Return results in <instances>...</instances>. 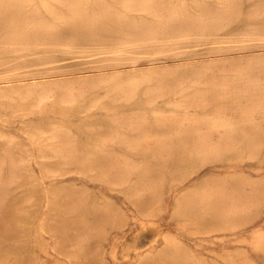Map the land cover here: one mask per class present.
Masks as SVG:
<instances>
[{
    "label": "rangeland",
    "instance_id": "1",
    "mask_svg": "<svg viewBox=\"0 0 264 264\" xmlns=\"http://www.w3.org/2000/svg\"><path fill=\"white\" fill-rule=\"evenodd\" d=\"M11 1L0 0V264H264V60H260L264 58V0H159L161 7L166 3L175 7V14L181 13V17L195 19L208 11L211 15L205 16L227 17L216 35L206 36L193 29L182 35L174 32L160 41L146 39L143 34L155 15L128 11L122 0H86L80 15L90 13L81 19L72 8L56 0H42L43 4L41 0H27L17 6ZM44 3L52 7L47 9ZM37 6L39 13L43 11L41 16ZM57 8L58 12L54 11ZM99 9L112 14L106 11L108 18L94 20L90 14ZM65 12L72 18L65 17ZM24 22L32 25L25 27ZM42 30H52L51 37ZM21 32L27 33V41L21 39L26 36ZM19 39L25 40L23 44ZM38 41L45 43L38 45ZM187 67L196 73L201 71L202 78L210 82L227 79L235 68L260 79L226 93L201 84L204 87L197 90L207 93L201 105H196L201 109L193 110L185 109L179 93H169L148 104L143 90L152 87V80H140L129 106L122 100H110L102 84H96L102 80L117 84L124 79H140L141 74L154 70ZM223 70L227 73L222 74ZM221 94L227 95L222 98ZM66 95H72L69 99L74 103L60 100ZM229 95L234 97L230 99L232 104ZM227 103L229 108L224 107ZM120 114L141 120L140 147L127 149L108 140L117 129L132 134L129 126L122 128V122L116 120ZM188 116L202 120L209 116L203 121L207 124L211 117V123L243 124L247 135L236 133L225 138L214 133L212 144L219 148L218 155L215 151L212 157L208 156L213 152L197 154L192 139L165 137Z\"/></svg>",
    "mask_w": 264,
    "mask_h": 264
},
{
    "label": "bare ground",
    "instance_id": "2",
    "mask_svg": "<svg viewBox=\"0 0 264 264\" xmlns=\"http://www.w3.org/2000/svg\"><path fill=\"white\" fill-rule=\"evenodd\" d=\"M26 1L27 0H18V1H16V0H12L11 2H14L15 3V5H16V3H19L18 5H20V3L22 4V3H25L26 4ZM52 1V0H51ZM56 1H58V3H60V4H63V5H65L66 7L67 6H69L70 8H72L71 9V11L72 10H74L75 12H77V14H81V11L84 9V5H85V3H86V0H56ZM162 1V0H161ZM161 1H159V0H122L121 1V3H122V5H123V7H125L126 8V10L128 9V11H131V10H135L136 11V13H137V11L138 12H147V14L150 12L151 14L153 13L154 15H155V19H154V22L152 23H147V24H151L150 25V27H147V29H145L144 31H143V34L145 35V38L146 39H149V40H153V41H160V40H163V39H165V38H169V36H171L172 35V33H179L180 35H182V34H186V33H188L189 31H191V30H193V29H196V30H198V31H200L201 32V34H203V35H206V36H209V35H216L217 34V32L221 29V28H223L224 27V25L227 23V21H225L226 20V15H224L225 17V19H223V18H221L222 17V15L220 16L219 14H220V12L218 13V15L220 16V18L219 17H212V16H205V14H210L211 15V13H201V14H204V16L202 15V16H200V17H197V18H185V17H181V13L179 14L178 12V16L175 14V12H176V9H174V8H172V7H170L169 5H166L165 3V5H163L162 3H163V1H162V5H163V7H161L160 6V2ZM236 1V0H235ZM2 2V1H1ZM41 2H42V0H41ZM44 2H47V0L45 1L44 0ZM52 2H54V0L52 1ZM100 1H98V3H99ZM165 2V1H164ZM228 3H229V0L227 1ZM232 2V1H231ZM234 2V1H233ZM49 3V2H48ZM56 3V2H55ZM228 3H226V4H228ZM25 4H23V5H25ZM28 4H29V1H28ZM27 4V5H28ZM42 4H43V2H42ZM90 4V3H89ZM102 4V3H101ZM230 4H232V3H230ZM234 4V3H233ZM12 5H14V4H12ZM22 5V6H23ZM44 5H47V9H50V8H48V6H50V7H52V5H48L47 3H44ZM62 5V6H63ZM104 5H106V4H104ZM121 5V6H122ZM17 6V5H16ZM21 6V7H22ZM26 6V5H25ZM59 6H61V5H59ZM58 6V7H59ZM99 6V5H98ZM100 6H102V5H100ZM107 6V5H106ZM110 6V5H109ZM169 6V7H168ZM228 6H230V5H228ZM232 6V5H231ZM230 6V7H231ZM235 6V5H234ZM7 7H9V5L7 6ZM12 7V6H11ZM19 7V6H18ZM24 7V6H23ZM27 7V6H26ZM45 7V6H44ZM108 7V6H107ZM106 7V8H107ZM230 7H228L229 9H230ZM237 7V6H236ZM14 8V7H13ZM16 8V7H15ZM14 8V9H15ZM20 8V7H19ZM37 9H38V6L36 7ZM54 8V7H53ZM55 8H56V6H55ZM62 8H65L64 6L62 7ZM68 8V7H67ZM86 8V7H85ZM87 8H88V6H87ZM103 8V7H102ZM102 8H100V9H102ZM226 8H227V5H226ZM46 9V10H47ZM100 9H99V11H92V14H90V15H92L91 17H93L94 18V20H95V18L98 20V19H101V18H104L106 15H107V12L109 11V10H106V9H103V10H101L100 11ZM110 10H111V8H109ZM228 9V10H229ZM10 10H11V8H10ZM13 10V9H12ZM23 11H24V9H22ZM22 10H20V12L22 13ZM41 10V9H40ZM54 10V9H53ZM58 10V8L57 9H55L54 11H57ZM85 10V9H84ZM84 10H83V12H84ZM98 10V9H97ZM204 10V9H203ZM223 10H225V9H223ZM235 10V9H234ZM260 10H262L261 8H260ZM259 10V12L261 13V11ZM34 11H35V8H34ZM34 11H31V12H33L34 13ZM42 11V10H41ZM50 11V10H49ZM52 11V10H51ZM66 11V10H65ZM69 11V10H68ZM89 11V10H88ZM87 11V12H88ZM107 11V12H106ZM113 11V10H112ZM111 11V12H112ZM201 11V10H200ZM220 11H221V9H220ZM227 11V10H226ZM15 12H16V10H15ZM19 12V14H21ZM27 12V11H26ZM25 11H24V14H27V15H29L28 13H26ZM29 12V11H28ZM31 12H29V13H31ZM38 13H39V9H38V11H37ZM36 12V13H37ZM43 12V11H42ZM41 12V13H42ZM47 12H48V10H47ZM58 12V11H57ZM61 12H62V10H61ZM86 12V11H85ZM117 12V11H116ZM126 12V11H125ZM141 12V13H142ZM143 12V13H144ZM180 12V11H179ZM203 12H205V10L203 11ZM212 12V11H211ZM214 13H215V11H213ZM221 12H225V11H221ZM230 12V11H229ZM231 12H232V10H231ZM4 13V12H3ZM8 13V12H7ZM11 13V12H10ZM9 13V14H10ZM13 13V12H12ZM11 13V14H12ZM18 13V12H17ZM32 13V14H33ZM41 13H39V15L41 14ZM56 13V12H55ZM66 13V15H67V12H65ZM71 13V12H70ZM88 13H90V12H88ZM88 13H86L87 15H88ZM113 13H115L114 11H113ZM141 13H139V14H141ZM183 13H185V12H183ZM213 13V14H214ZM216 13H217V10H216ZM215 13V14H216ZM256 13V12H255ZM254 13V14H255ZM10 14V15H11ZM31 14V15H32ZM35 14V13H34ZM49 14V13H48ZM51 14V13H50ZM61 14V13H60ZM72 14H74V13H72ZM85 14V13H84ZM83 14V15H84ZM85 14V15H86ZM108 14H112V13H110V11L108 12ZM120 14V13H119ZM150 14V15H151ZM187 14V13H186ZM212 14V15H213ZM257 14V13H256ZM263 14V13H262ZM261 14V15H262ZM16 15V14H15ZM43 15H45V14H43ZM47 15V14H46ZM52 15H53V20H54V13L52 12ZM65 14L63 13V16H64ZM65 15V17H67L68 18V16L69 15H71V14H69V15H67L66 16ZM82 15V16H83ZM118 15V14H117ZM129 15V14H128ZM143 15V14H142ZM184 15V14H183ZM194 15V14H193ZM229 15H233V13L232 14H229ZM5 16H6V14H5ZM34 16V15H33ZM41 16V15H40ZM39 16V17H40ZM55 16H57V15H55ZM60 16V15H59ZM75 16V15H74ZM81 15L79 16V18L78 19H81L80 17H82ZM120 16V15H119ZM198 16V15H197ZM214 16V15H213ZM228 16V15H227ZM256 16H259V14L258 15H256ZM7 17V16H6ZM5 17V18H6ZM11 17H13V15L11 16ZM31 17V16H30ZM44 16H42V18H43ZM62 17V16H61ZM60 17V18H61ZM70 18H72L71 16H69ZM89 17V16H88ZM126 17V16H125ZM190 17V16H189ZM10 18V17H9ZM42 18H40V23L42 22L41 21V19ZM45 18V17H44ZM47 18V17H46ZM56 18V17H55ZM59 17H57L56 19L57 20H59L58 19ZM66 18V19H67ZM107 18H108V15H107ZM120 18V17H119ZM152 18V17H151ZM228 18H230V17H228ZM253 18H255L254 16H253ZM258 18V17H257ZM4 19V18H3ZM7 19H8V17H7ZM13 19H16V18H14L13 17ZM12 19V20H13ZM26 19H28V18H26ZM48 20H49V18H47ZM46 19V20H47ZM69 19V18H68ZM84 19H86V17L84 18ZM91 20L92 18H88V20ZM106 19V18H105ZM113 19H114V17H113ZM117 18L115 17V20H116ZM5 20V19H4ZM44 20V19H43ZM72 20V19H71ZM70 20V21H71ZM110 20V19H109ZM121 20H122V22H123V16L121 15ZM125 20H126V18H125ZM14 21H16V20H14ZM27 21V20H26ZM45 21V20H44ZM64 21V20H63ZM67 21V20H66ZM70 21L68 22V23H70ZM78 20L76 19V23L78 24V22H77ZM81 21V20H80ZM82 21H86L87 22V20H82ZM120 21V20H119ZM118 21V23H120ZM128 21V20H127ZM9 22H12V21H10V19H9ZM23 22V21H22ZM29 21H27V24H29L28 23ZM32 22V21H31ZM31 22H30V25H32L31 24ZM37 22V21H36ZM60 22H61V20H60ZM74 22V21H73ZM121 22V23H122ZM13 23V22H12ZM11 23V24H12ZM19 23H21V22H19ZM26 22H24V24L23 25H25V27H26V25L27 24H25ZM33 23V22H32ZM46 23V22H45ZM44 23V24H45ZM52 23V22H51ZM53 23H55V22H53ZM62 23V22H61ZM67 23V22H66ZM65 23V26L67 25ZM81 23V22H80ZM91 23H92V20H91ZM91 23H87V25L88 24H90V25H92ZM94 23H95V21H94ZM93 23V24H94ZM107 23H109V22H107ZM3 24H5V22H3ZM6 24H8V21H7V23ZM57 24V23H56ZM84 24L85 23H83V25H79V27L81 26H84ZM104 24V23H103ZM123 24V23H122ZM122 24H120V25H122ZM128 25H130L129 23H127ZM2 25V24H1ZM13 25V24H12ZM15 25V24H14ZM29 25V26H30ZM33 25H35L34 23H33ZM40 25V24H39ZM38 25V26H39ZM43 25V24H42ZM45 25H47V24H45ZM51 25V24H50ZM54 26H55V24H53ZM52 25V26H53ZM68 25H70V24H68ZM86 25V26H87ZM95 25V24H94ZM112 25V24H111ZM111 25H110V27H111ZM124 25H126L125 23H124ZM127 25V26H128ZM260 25H261V23H260ZM263 25V24H262ZM10 26V25H9ZM17 26V25H16ZM15 26V27H16ZM28 26V25H27ZM28 26V27H29ZM52 26H51V28H52ZM85 26V27H86ZM93 26V25H92ZM103 26V25H102ZM105 26V25H104ZM132 26V25H131ZM147 26V25H146ZM257 26V25H256ZM259 26V25H258ZM1 27H4L5 28V25L3 26H1ZM6 27H7V25H6ZM14 26H13V28H15ZM20 27H22V26H20ZM24 27V26H23ZM35 27H37V26H35ZM40 27V26H39ZM69 27V26H68ZM70 27H72L71 25H70ZM76 26H74V28H75ZM77 27H78V25H77ZM84 27V28H85ZM90 27V26H89ZM94 27V26H93ZM92 27V28H93ZM99 27V26H98ZM97 27V28H98ZM113 27H115V26H113ZM12 28V27H11ZM32 28H34L33 26H32ZM87 28V27H86ZM123 28H127L128 29V27H123ZM137 28V27H136ZM256 28H258V27H256ZM16 29V28H15ZM18 29H19V27H18ZM25 29V28H24ZM26 29H28V28H26ZM30 29V28H29ZM41 29H42V27H41ZM40 29V30H41ZM54 29V28H53ZM52 29V30H53ZM55 29H56V26H55ZM54 29V30H55ZM58 29H60L59 27H58ZM69 29V28H68ZM79 29V28H78ZM82 30H84V33L85 32H87V31H85V29H83V28H81ZM91 29V28H90ZM104 29V28H103ZM115 29V28H114ZM119 29V28H118ZM13 30V29H12ZM31 30V29H30ZM34 30V29H33ZM40 30H39V32H40ZM48 30H50L49 28H48ZM52 30L49 32H46L47 31V29H46V31L45 30H42L43 32H46V35H49V33H51L52 32ZM100 30V29H99ZM98 30V31H99ZM102 30V29H101ZM129 30V29H128ZM138 30V29H137ZM257 31L259 30V29H256ZM6 31V30H5ZM10 30H7L6 32H9ZM18 31V30H17ZM17 31H15V32H17ZM21 31V30H20ZM26 31V30H25ZM25 31H23V32H25ZM41 31V32H42ZM58 31H61V30H58ZM71 31H72V29H71ZM76 31V30H75ZM74 30H73V32H75ZM79 31V30H78ZM77 31V32H78ZM96 31V30H95ZM94 31V32H95ZM108 31V30H107ZM106 31V32H107ZM117 31V30H116ZM135 31V30H134ZM139 31V30H138ZM13 32V31H12ZM19 32V31H18ZM27 33H30V32H32V31H29V30H27L26 31ZM38 32V31H37ZM38 32V33H39ZM65 32V31H64ZM89 32H90V30H89ZM92 32V31H91ZM102 32H104L103 30H102ZM112 32V31H111ZM114 32H115V30H114ZM119 32V31H118ZM121 32V31H120ZM125 32V31H124ZM124 32H122V33H124ZM137 32V31H136ZM260 32H261V29H260ZM10 33H11V31H10ZM10 33H8V34H10ZM14 33V32H13ZM20 33V32H19ZM26 33V34H27ZM36 33V32H35ZM48 33V34H47ZM53 33H54V31H53ZM55 33H56V31H55ZM58 33H60V32H57V36H58ZM68 33V32H67ZM125 33H127V32H125ZM124 33V34H125ZM207 33V34H206ZM21 34L24 36V35H26L25 33L23 34L22 32H21ZM20 34V35H21ZM32 34H33V32H32ZM62 35L64 34L63 32L61 33ZM68 34H70V33H68ZM96 34V33H95ZM100 34H102V33H100ZM110 34V33H109ZM113 34V33H112ZM11 35V34H10ZM9 35V36H10ZM13 35V34H12ZM11 35V36H12ZM19 35V34H18ZM29 35V34H28ZM38 35V34H37ZM40 35V34H39ZM42 33H41V38H42ZM55 35V34H54ZM60 35V34H59ZM75 35V34H74ZM77 35V34H76ZM79 35V34H78ZM83 35V34H82ZM87 35V34H86ZM85 35V36H86ZM89 35V34H88ZM90 35H92V33H90ZM99 35V34H98ZM32 36V35H31ZM50 36V35H49ZM53 36V35H52ZM71 36V35H70ZM104 36V35H103ZM5 37H6V33H5ZM13 37H15V35L13 36ZM19 37V36H18ZM17 37V38H18ZM34 37H36L35 35H34ZM39 37V36H38ZM37 37V38H38ZM43 37H47V36H43ZM51 37V36H50ZM64 37H65V35H64ZM78 37V36H77ZM98 37V36H97ZM105 37V36H104ZM103 37V38H104ZM106 37H108V36H106ZM114 37V36H113ZM12 38V37H11ZM33 37H31V40H33L32 39ZM40 38V39H41ZM71 38V37H70ZM74 38V37H73ZM71 39V40H74V39ZM82 38V40H84V38L83 37H81ZM80 38V39H81ZM90 38V37H89ZM7 39H10V38H8V36H7ZM21 39H25L26 41H27V35L26 36H24V38H21ZM29 39V38H28ZM47 39V38H46ZM46 39H43L44 41L46 40ZM59 39V37L57 38V40ZM63 39V41H67V39H64V38H62ZM61 39V40H62ZM102 39V38H101ZM12 40H16V39H14V38H12ZM20 40V39H19ZM25 40H23V41H25ZM34 40H35V38H34ZM36 40H38V39H36ZM35 40V41H36ZM54 40H56V37L54 38ZM53 40V41H54ZM69 40V39H68ZM70 40V41H71ZM167 40V39H166ZM21 42H22V44H23V41L22 40H20ZM19 41V42H20ZM30 42L29 40H28V42H30V43H37V42ZM47 41V40H46ZM75 41H77V38L75 39ZM43 42V41H42ZM41 42V43H42ZM47 42H49V41H47ZM51 42V41H50ZM74 42V41H73ZM169 42V41H168ZM29 43V44H30ZM38 43H40L39 41H38ZM38 44V45H43V43H45V42H43L42 44ZM59 43H60V45H61V41H59ZM27 43H24V45H26ZM52 44H53V42H52ZM51 44V45H52ZM55 44H57V42L55 43ZM54 44V45H55ZM28 45V44H27ZM26 45V46H27ZM33 45V44H32ZM37 45V46H38ZM47 45V44H46ZM50 45V44H49ZM57 45H59V44H57ZM28 46H30V45H28ZM36 46V47H37ZM31 47V46H30ZM26 48H28V47H26ZM31 49V48H30ZM100 50H102V49H100ZM86 53V52H85ZM263 57V56H262ZM257 58H260V57H257ZM256 58V59H257ZM249 60V59H248ZM258 60V59H257ZM260 60H264V58H260ZM259 60V61H260ZM231 61V60H230ZM234 62H235V60H233ZM233 61H231V63L233 62ZM250 61V60H249ZM253 61H254V58H253ZM261 61V62H262ZM237 62H238V60H237ZM243 62V61H242ZM241 62V63H242ZM251 62V61H250ZM249 62V63H250ZM257 62V61H256ZM255 62V63H256ZM264 62V61H263ZM254 63V64H255ZM238 64V63H237ZM246 64H247V61H246ZM241 65H243V63L241 64ZM249 65V67H250V64H248ZM259 65V63H257V66ZM261 65V64H260ZM264 65V63L262 64V66ZM230 66H232V65H230ZM245 66H247V65H245ZM245 66H244V68H245ZM257 66H254V67H256L257 68ZM238 67H240V65L238 66ZM243 67V66H242ZM251 67H252V65H251ZM253 67V68H254ZM261 67V66H260ZM264 67V66H263ZM235 68V67H234ZM262 68V67H261ZM261 68L259 69V67L257 68V69H259L260 71H261ZM168 69V68H167ZM232 69V68H231ZM236 69V68H235ZM234 69V71H233V75H228V77H227V79H224V80H221V81H216V82H210V81H205L203 78H202V72L201 71H199V72H197V74H199V79L197 80V82L199 83V84H202V85H204L205 83H207L208 84V86L210 87V86H213V87H218V88H220V91H221V89L226 93V91H228L229 89H231L232 87H238V88H240V87H242L243 86V84L242 83H247L248 81H249V84H251L250 82L252 81V79L255 77V75H253L254 77H252L251 75H249V73L250 72H247V70L245 71V70H243V68L242 69H240V68H238V69H236L235 70ZM247 69V68H246ZM263 69V68H262ZM159 70V69H158ZM169 70V69H168ZM178 70V69H177ZM177 70H174V69H172V70H169V71H167V72H158V71H156V72H154L153 70V73L151 72V73H147V74H144V75H140V76H142L140 79H137V80H130V78H129V80L127 81V79L125 80L124 79V81H126V82H124L123 80V82L122 83H118L117 82V84H115L114 82H112V81H110V80H102L101 82H97L96 84H102V87L104 88V89H106V95H110L111 96V98L112 99H110V100H113V101H117L118 102V100H122V101H124V103H126L128 106H129V104H131L132 102H134V100H133V98H134V96L136 95V93H137V90H138V86H139V83H140V80L141 81H145L146 83L148 82L147 80H149V82L148 83H150L151 81L150 80H152V82H153V85H152V87H150L147 91H145V90H143V92L145 93L146 92V94H145V97L147 96V100L149 101H147L146 99V101H147V103L149 104L151 101H153V102H155V100H157V99H160L161 97H163V96H165V95H167V94H169V93H171L174 89H180V91H182L181 93H184V95L185 96H183V98H185V99H183V101H182V104L184 105V106H186V107H193V106H196V105H201V102H203V99H205L204 97V93H207V92H204V93H202L201 91H193L194 90V88H192L193 87V85L190 83V82H188V80H190V79H188V80H186L185 79V76H186V73L185 72H181V73H176V71ZM251 70V69H250ZM249 70V71H250ZM256 70V69H255ZM147 71H149V70H147ZM162 71V70H161ZM166 71V70H165ZM208 71V70H207ZM207 71L206 72H204V73H206L207 74ZM224 71V70H223ZM226 71V70H225ZM224 71V73H222V74H226L227 72H225ZM247 72V73H245V72ZM260 71H258L257 73H259ZM150 72V71H149ZM178 72V71H177ZM229 72V71H228ZM252 72H256V71H254V69H253V71ZM143 73H145V72H143ZM264 73V72H263ZM133 74H135V73H133ZM132 74V75H133ZM139 74V73H138ZM205 74V75H206ZM232 74V73H231ZM251 74V73H250ZM253 74V73H252ZM260 74V73H259ZM261 75V74H260ZM260 75H258V76H260ZM113 76V75H112ZM112 76H110V78L112 77ZM131 76V75H130ZM136 76V75H135ZM169 76H171V77H169ZM207 76V75H206ZM205 76V77H206ZM105 78H107L106 76H104ZM114 77V76H113ZM127 77V76H126ZM169 77V78H168ZM211 77V76H210ZM101 78V77H100ZM119 78V77H118ZM123 78V77H122ZM121 78V79H122ZM197 78H198V76H197ZM196 78V79H197ZM224 78H226V77H224ZM256 79H260V77L259 78H257L256 77ZM256 79H253V82H255L254 80H256ZM217 80V79H216ZM245 80H246V82H245ZM91 81H92V79H91ZM90 81V82H91ZM94 81V80H93ZM96 81V80H95ZM114 81V80H113ZM193 82V81H192ZM195 82V81H194ZM193 82V83H194ZM88 83V82H87ZM143 83V82H142ZM146 83H143L144 85L146 84ZM196 83V82H195ZM257 83H259L258 81H257ZM257 83H255V84H257ZM261 83V82H260ZM263 83V82H262ZM85 84V83H84ZM93 84V83H92ZM143 84H140V85H142L143 86ZM248 84V83H247ZM254 84V83H253ZM264 84V83H263ZM88 85V84H87ZM86 85V86H87ZM242 85V86H241ZM258 86L260 85V84H257ZM148 86V85H147ZM196 86H197V83H196ZM200 86V85H199ZM244 86H246V85H244ZM253 86V85H252ZM37 87V86H36ZM91 87H92V85H91ZM99 87V86H98ZM140 87V86H139ZM145 87V86H144ZM201 87H204V86H201ZM260 87V86H259ZM13 88V87H12ZM42 88H43V86H42ZM147 88V87H146ZM193 90H192V89ZM215 88V89H216ZM218 88L216 89V90H218ZM249 88H251V87H249ZM253 88V87H252ZM251 88V89H252ZM261 88H263V87H261ZM27 89V88H26ZM44 89V88H43ZM244 89H246V88H243V90ZM256 89V88H255ZM258 89V88H257ZM257 89H256V92H257ZM260 89V88H259ZM264 89V88H263ZM5 90V89H4ZM7 90V89H6ZM19 90V89H18ZM97 90V89H96ZM100 90V89H99ZM211 90V89H210ZM214 90V89H213ZM249 90V89H248ZM11 91V90H10ZM13 91V90H12ZM15 91V90H14ZM21 91H23V90H21ZM185 91V92H184ZM202 91H204V89H202ZM232 91V90H231ZM230 91V92H231ZM237 91V90H236ZM247 91V90H246ZM250 91V90H249ZM252 91V90H251ZM260 91V90H259ZM3 92V91H2ZM28 92H30V91H28ZM219 92V91H218ZM229 92V93H230ZM241 92V91H240ZM244 92V91H243ZM243 92H241V93H243ZM248 92V91H247ZM262 92V91H261ZM6 93H8V92H6ZM11 93V92H10ZM13 93H15V92H13ZM17 93H19L20 94V92H17ZM45 93V92H44ZM178 93V92H177ZM220 93H222V91L220 92ZM232 93V92H231ZM234 93H236L235 91H234ZM254 93H255V91H254ZM3 94H4V97H5V93L3 92ZM23 94V93H22ZM28 95H29V93H27ZM215 94V93H214ZM217 94V93H216ZM219 94V93H218ZM228 94V93H227ZM227 94H225L224 96H222L223 94H221V95H219V96H221L222 98H224ZM247 94V93H246ZM258 94V93H257ZM1 95V97L3 98V96H2V94H0ZM7 95V94H6ZM17 95V94H16ZM28 95H27V97H28ZM37 95H40V94H37ZM62 95V94H61ZM68 95H69V93H68ZM73 95V94H72ZM72 95H70V96H72ZM233 95V94H232ZM235 95H237V94H235ZM243 95V94H242ZM252 95H253V93H252ZM252 95H250L251 97H252ZM255 95H256V93H255ZM260 95V97H263V96H261V94H259ZM262 95H263V92H262ZM11 96H12V94H11ZM21 96V95H20ZM19 96V98H21ZM42 96V95H41ZM69 96V97H70ZM190 96V97H189ZM207 96V95H206ZM215 96V95H214ZM217 97H219L218 95H216ZM229 96H231V95H229ZM254 96V95H253ZM35 97V96H34ZM39 97V96H38ZM37 96H36V98H38ZM62 97H63V95H62ZM65 97V96H64ZM69 97L66 95V97L65 98H62V99H60L61 101L63 100V102L64 101H67L68 102V104H70L71 105V103H70V101L71 102H73L74 100L72 99V100H70L69 99ZM73 97V96H72ZM144 97V96H143ZM166 97V96H165ZM233 96H231L230 98H229V100L232 98ZM12 98V97H11ZM110 98V97H109ZM188 98L190 99V100H188ZM222 98H220V100L222 99ZM235 98H238L237 96L235 97ZM242 98V97H241ZM246 98H248V97H246ZM257 98V97H256ZM12 99H14V98H12ZM32 99V98H31ZM39 99V98H38ZM44 99V98H43ZM43 99L41 100V101H39V102H43ZM76 99V98H75ZM228 99V98H227ZM233 99H234V97H233ZM242 99H244V98H242ZM242 99H241V101H242ZM249 99H252V98H249ZM258 99H260L259 97H258ZM258 99L257 100H255V102H257L258 101ZM8 100V99H7ZM29 100V99H28ZM36 100V99H35ZM133 100V101H132ZM238 100V99H237ZM239 100H240V98H239ZM245 100V99H244ZM248 100V99H247ZM253 100H254V98H253ZM253 100H251V101H253ZM264 100V99H263ZM21 101V100H20ZM24 101V100H23ZM141 101H143V100H141ZM146 101H143V102H146ZM162 101H163V99H162ZM166 101V100H165ZM233 101V100H232ZM10 102V101H9ZM38 102V103H39ZM62 102V103H63ZM138 102H140V100L138 101ZM137 102V103H138ZM222 102V101H221ZM226 102H228V101H226ZM230 102H231V100H230ZM247 102V101H246ZM245 102V104H246V106H248L247 105V103ZM254 102V103H255ZM259 102H261V100H259ZM263 102V101H262ZM14 103V102H13ZM40 103V104H41ZM61 103V104H62ZM74 103V102H73ZM72 103V104H73ZM115 104H118V103H116V102H114ZM146 103V104H147ZM152 103V102H151ZM223 103V102H222ZM236 103V102H235ZM238 103V102H237ZM249 103V102H248ZM147 104V105H148ZM167 104V103H166ZM231 104H232V102H231ZM242 104V103H241ZM244 104V103H243ZM242 104V105H243ZM251 104V103H250ZM261 104V103H260ZM66 105H67V103H66ZM74 105V104H73ZM224 105V104H223ZM252 105H254V104H252ZM2 106V105H1ZM39 106V105H38ZM228 106V108L230 107V104L228 105V103L226 104V106L224 105V107H227ZM232 106V105H231ZM244 106V105H243ZM243 106H241V107H243ZM255 106V105H254ZM261 106V105H260ZM35 107H36V105H35ZM40 107V106H39ZM38 107V108H39ZM171 107V106H170ZM233 107V106H232ZM234 107H235V105H234ZM237 107V106H236ZM238 107H240V103H239V106ZM249 108H251L250 106H248ZM257 107H259V106H257ZM257 107L255 108V109H257ZM176 108V107H175ZM245 108V107H244ZM248 108V109H249ZM262 108H263V106H262ZM177 109V108H176ZM236 108H234L233 110H235ZM239 109V108H238ZM246 109V108H245ZM251 110V109H250ZM249 110V111H250ZM258 110V109H257ZM227 111H229V109L227 110ZM226 111V112H227ZM242 111H243V108H242ZM241 111V113H243ZM246 111H248V110H246ZM252 111V110H251ZM250 111V112H251ZM260 111V110H259ZM259 111H257L258 112V114H260V112ZM132 112V111H131ZM134 112H136V111H134ZM138 112V111H137ZM225 112V111H224ZM250 112H248V113H250ZM255 112H256V110H255ZM264 112V111H263ZM159 114H161L160 112H158ZM158 113H156V114H158ZM247 113V114H248ZM253 113V112H252ZM251 113V114H252ZM126 114V113H125ZM132 114V113H131ZM134 114V113H133ZM156 114H154V115H156ZM164 114V113H163ZM170 114H172V113H170ZM225 115H226V113H224ZM129 115V114H128ZM136 115V114H135ZM139 115H143V113H141V114H139ZM139 115H137V116H139ZM144 115H145V113H144ZM220 115V114H219ZM242 115H243V117H244V115H245V113L244 114H241V117H242ZM250 115V114H249ZM120 116H122V114H120ZM119 116V117H120ZM126 116V115H125ZM125 116H122L121 118H117L116 120L119 122L120 121V123H121V125H122V128L123 127H125V126H129V128H130V130H131V132H132V134L131 135H127L126 133H124L123 132V130H118L117 129V131H113V133H111L109 136H108V140L109 141H112V142H115V143H117V144H119L120 146H122V147H124V148H127V149H136V148H138V146L140 145V143H141V139H143V137H141V136H139L138 135V133H139V129H141L142 128V126L140 125V121L138 120V117H136V118H134V117H132V119H131V117L130 118H127L126 119V117ZM227 116V115H226ZM225 116V117H226ZM240 116V115H239ZM247 116V115H246ZM250 116H252V115H250ZM253 116H255V113L253 114ZM115 117V116H114ZM198 117H199V114H198ZM200 117H201V115H200ZM206 117V116H205ZM208 118L207 119H204L203 118V120L202 119H200V118H195V117H192L191 116V118L188 116V117H184L183 119H181L180 120V123H179V125H178V127L177 128H175V129H173V130H170V131H168L167 132V134H166V136L165 137H167V138H171V137H173V136H176V137H179L180 139H184V138H187V140H189V139H192V141H193V144L195 145V147H196V151H195V153H197V154H201L202 155V153H208L209 154V152H213V151H215V153H216V155H218L217 153H218V149H215V144H212V138H211V135H214V133H217V134H220L221 133V135H225L224 137L225 138H227L228 136H229V138H230V136L232 135H234V134H236V133H238V134H246L247 135V132L245 131V126H243V122L241 123L242 125H237V123H236V125H233L231 122V124L232 125H230V123H229V125H227L228 124V121L226 122V124H220V123H211L212 121V117H211V119H210V121H207V122H210V123H206V122H203V121H206V120H208L210 117L209 116H207ZM219 117V116H218ZM228 117V116H227ZM230 117H232L231 115H230ZM257 117H258V115H257ZM261 117V116H260ZM214 118H215V116H214ZM221 119H223V120H225V118H223L222 117V115H221V117H220ZM254 118V117H253ZM259 118V117H258ZM145 120L147 119L146 117L144 118ZM228 119V118H227ZM242 119V118H241ZM248 119V118H247ZM246 119V120H247ZM252 119V118H251ZM254 119H256V117L254 118ZM261 119V118H260ZM263 119H264V117H263ZM263 119H261V120H263ZM218 120L221 122V120L218 118ZM222 120V122H224ZM236 121L237 122V120H239V119H233V121ZM244 120V119H243ZM249 120V119H248ZM253 120V119H252ZM116 121V122H117ZM215 121H216V119H215ZM230 121V120H229ZM234 121V122H235ZM258 121H260V120H258ZM113 122H114V120H113ZM239 122V121H238ZM252 122V121H251ZM254 122H256L255 120H254ZM248 123H249V121L248 122H246L245 123V125H247V127H248ZM260 122H258V124H259ZM240 124V123H239ZM254 124V123H253ZM253 124H251V127H253ZM249 125H250V123H249ZM255 125V124H254ZM56 126V125H55ZM62 128H65V127H62ZM112 129V128H111ZM253 130H256V129H254V128H252ZM40 130H42V132H44L43 131V129H40ZM40 130H38V131H40ZM64 130V129H63ZM67 130V129H66ZM114 130V129H113ZM116 130V129H115ZM68 131V130H67ZM66 131V132H67ZM70 131V130H69ZM56 132V131H55ZM55 132H53V130H52V132L51 133H55ZM111 132H112V130H111ZM45 133V132H44ZM69 133V132H68ZM71 134H72V132H70ZM44 135V134H43ZM47 135H48V133H47ZM49 135H52V134H50L49 133ZM57 135H59V134H57ZM69 135V134H68ZM220 135V136H221ZM45 136H46V133H45ZM60 136V135H59ZM227 136V137H226ZM54 137V136H53ZM62 137H64V131H63V136ZM67 137V136H66ZM223 137V136H222ZM224 137H223V140L225 141V139H224ZM243 137V136H242ZM61 138V137H60ZM59 138V139H60ZM103 138V137H102ZM220 138V141H221V137H219ZM235 138V137H234ZM233 138V139H234ZM53 139V138H52ZM55 139H56V137H55ZM54 139V140H55ZM58 139V138H57ZM56 139V140H57ZM63 140V139H62ZM170 140V139H169ZM185 140V139H184ZM222 140V141H223ZM49 141H50V139H49ZM104 141H106V139H104ZM63 142H64V140H63ZM62 141H61V143H63ZM107 142V141H106ZM172 142V141H171ZM211 142V143H210ZM220 142H218V144H219ZM217 144V143H216ZM64 146H66L65 144H63ZM72 145V144H71ZM50 146H52V145H50ZM70 146V145H69ZM95 146V145H94ZM97 146V145H96ZM102 146V145H101ZM53 147V146H52ZM67 147H68V142H67ZM140 147V146H139ZM219 147V146H218ZM56 148V147H55ZM59 148H61V149H59V151H61L62 150V147L61 146H59ZM91 148H92V145H91ZM97 150V149H96ZM93 151H94V149H93ZM217 151V152H216ZM56 152H57V149H56ZM64 152V151H63ZM101 153H103V152H101ZM105 153V152H104ZM103 153V154H104ZM214 152H213V155H209L208 157H212V156H214V154H215ZM67 154H69V153H67ZM116 154V153H115ZM196 154V156H197V158H198V155ZM58 156V155H57ZM96 156V155H95ZM203 156H206V154L205 155H203ZM45 157V156H44ZM94 157V156H93ZM207 157V158H208ZM47 158V157H46ZM205 158V157H204ZM207 158H206V160H207ZM52 159V158H51ZM50 159V160H51ZM68 159V158H67ZM201 161V160H200ZM205 161V160H204ZM208 161V160H207ZM206 162V161H205ZM10 172V171H9Z\"/></svg>",
    "mask_w": 264,
    "mask_h": 264
},
{
    "label": "crops",
    "instance_id": "3",
    "mask_svg": "<svg viewBox=\"0 0 264 264\" xmlns=\"http://www.w3.org/2000/svg\"><path fill=\"white\" fill-rule=\"evenodd\" d=\"M177 71H178V72H177ZM177 71H176V73H178V74L181 73L182 71L186 73L185 79H186V80L190 79V80H188V82H190V83L193 85L192 88H194V90L191 88L193 91H196L198 88L201 87V86H199V85H201V84H199V83L197 82V80L199 79V74H197L195 71H193L190 67H187V68H184V69H178ZM198 72H199V71H198ZM197 76H198V78H197ZM169 77H171V76H169ZM169 77H168V78H169ZM196 78H197V79H196ZM192 81H193V82L195 81V82L197 83V86H196V83H195V82L193 83ZM177 92H178L179 94L185 96L184 93H181L182 91H180L179 88H178V89H174L171 93H173V94H174V93L178 94ZM184 92H185V91H184ZM182 101H183V98H182L181 102H182ZM185 109H188V110L192 109V110H193V109H201V107H197V106L186 107V106H185Z\"/></svg>",
    "mask_w": 264,
    "mask_h": 264
}]
</instances>
